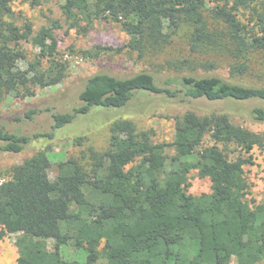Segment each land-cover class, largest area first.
I'll return each instance as SVG.
<instances>
[{
  "label": "trees",
  "instance_id": "1",
  "mask_svg": "<svg viewBox=\"0 0 264 264\" xmlns=\"http://www.w3.org/2000/svg\"><path fill=\"white\" fill-rule=\"evenodd\" d=\"M27 3L41 10L38 27L15 12L11 0H0V102L9 94L25 98L60 83L68 64L58 48L59 34L85 35L102 20L118 24L126 41L83 50L86 57L124 53L191 74L169 76L167 86H159L148 71L122 77L93 73L78 94L79 104L52 112V129L96 107H123L141 94L210 106L175 115L168 142L120 118L110 124L102 150L88 147L54 165L48 149L39 150L13 166L0 181V240L15 235L17 264L101 259L104 264H264V201L246 199L244 170L253 149L264 151V132L235 122L238 110L223 106L256 100L262 105L247 113L264 122V0ZM245 12L251 26L242 20ZM219 65L227 68V77L194 73ZM41 135L0 125V151L20 152ZM192 170L209 180V192L187 191Z\"/></svg>",
  "mask_w": 264,
  "mask_h": 264
},
{
  "label": "rangeland",
  "instance_id": "2",
  "mask_svg": "<svg viewBox=\"0 0 264 264\" xmlns=\"http://www.w3.org/2000/svg\"><path fill=\"white\" fill-rule=\"evenodd\" d=\"M212 3V2H211ZM11 7L15 12H21L29 18L34 27H38L43 19L39 7H30L27 0H11ZM242 20L252 24L247 13ZM126 41V35L119 25L113 22L96 21L90 31L77 34L74 30L68 35L59 34L58 48L62 59L67 62L68 70L63 80L52 86L37 88L33 96L19 98L13 94L7 95L0 102V125L10 132L32 135L41 133L39 138L28 143L17 153L0 151V181L7 179L13 166L32 156L39 150L48 149V156L53 165L69 156H78L81 150L92 147L102 150L107 146L109 126L120 118L131 119L139 129H152L154 139L170 141L173 131V117L188 108H207L206 101H177L160 95L141 94L133 97L125 106L120 108H93L84 115H78L71 123L52 129V112H67L72 106L79 104L78 94L83 89L86 78L96 72H107L115 76H129L131 74L148 71L155 76L159 86H167L165 80L172 75L191 74L189 70L176 72L167 66H151L138 61L124 53L102 52L97 57H86L83 50L93 49L96 45L118 47ZM176 51L184 55L186 50L177 44ZM24 66L23 62H19ZM196 74H212L227 77L225 66L206 71L198 68ZM193 74V73H192ZM175 86L171 84L170 87ZM262 105L261 102L248 100L236 103H226L223 106L238 110L233 119L254 132H264V122L253 120L247 113L252 107ZM33 109L31 118L25 117V112ZM47 133H52L50 136ZM82 136V144L76 145L75 139ZM205 142L207 140L205 139ZM245 176L249 184L246 199L249 203L264 201V151L253 149L251 163L244 166ZM53 176V170L50 171ZM187 191L200 194L210 191L207 178H200L196 170L189 173ZM93 198V194L89 195ZM15 235L8 234L0 240V264H17V252L13 244ZM52 242L50 241V244ZM98 264H104L99 260Z\"/></svg>",
  "mask_w": 264,
  "mask_h": 264
}]
</instances>
